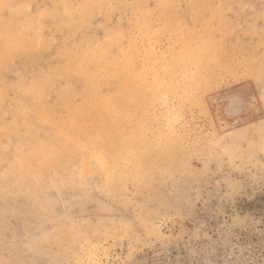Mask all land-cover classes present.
Segmentation results:
<instances>
[{
  "label": "rangeland",
  "instance_id": "1",
  "mask_svg": "<svg viewBox=\"0 0 264 264\" xmlns=\"http://www.w3.org/2000/svg\"><path fill=\"white\" fill-rule=\"evenodd\" d=\"M0 264H264V0H0Z\"/></svg>",
  "mask_w": 264,
  "mask_h": 264
},
{
  "label": "bare ground",
  "instance_id": "2",
  "mask_svg": "<svg viewBox=\"0 0 264 264\" xmlns=\"http://www.w3.org/2000/svg\"><path fill=\"white\" fill-rule=\"evenodd\" d=\"M68 114V113H67ZM58 138V137H57ZM68 140V139H67Z\"/></svg>",
  "mask_w": 264,
  "mask_h": 264
}]
</instances>
